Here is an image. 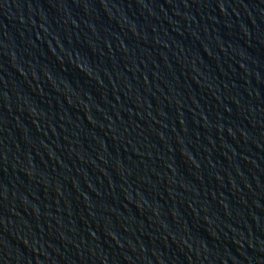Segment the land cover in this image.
Segmentation results:
<instances>
[{
    "label": "water",
    "instance_id": "obj_1",
    "mask_svg": "<svg viewBox=\"0 0 264 264\" xmlns=\"http://www.w3.org/2000/svg\"><path fill=\"white\" fill-rule=\"evenodd\" d=\"M107 264H264V0H0Z\"/></svg>",
    "mask_w": 264,
    "mask_h": 264
}]
</instances>
